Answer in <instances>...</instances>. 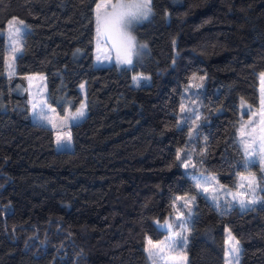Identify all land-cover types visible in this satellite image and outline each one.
I'll use <instances>...</instances> for the list:
<instances>
[{
	"label": "trees",
	"instance_id": "obj_1",
	"mask_svg": "<svg viewBox=\"0 0 264 264\" xmlns=\"http://www.w3.org/2000/svg\"><path fill=\"white\" fill-rule=\"evenodd\" d=\"M98 2L0 0V264H152L147 240L169 234L156 221L170 216L180 232V197L192 194L189 242L170 251L188 264H226L230 229L240 264H264V202L216 205L194 179L211 173L235 185L244 172L264 177L240 141L249 114L242 104L260 101L264 0H152V16L134 26L147 49L125 66L95 64ZM13 18L38 25L49 106L76 111L86 83L88 113L72 125V149L57 147L52 124L11 111L9 78L28 71L24 40L9 75ZM140 73L151 82L134 85Z\"/></svg>",
	"mask_w": 264,
	"mask_h": 264
},
{
	"label": "snow or ice",
	"instance_id": "obj_2",
	"mask_svg": "<svg viewBox=\"0 0 264 264\" xmlns=\"http://www.w3.org/2000/svg\"><path fill=\"white\" fill-rule=\"evenodd\" d=\"M152 0H118L117 3H111V0H100L99 3L96 4V32L97 39L103 36L107 40H110L111 46L116 51V59L121 64L132 65L133 57L136 55V43L134 37L130 34L128 29L130 28L133 21H138L140 19H147L148 16L152 13ZM111 9V10H109ZM7 39L9 46V63L7 65L9 75L15 74L14 62L17 59V53H22L23 42L26 38V33L24 29L27 27L23 20H17L13 18L7 25ZM3 33H0L2 36ZM146 47V46H141ZM99 59V57H97ZM30 82L34 79V77L27 78ZM42 79V78H41ZM148 77L144 76H134L133 81L139 85L141 80H147ZM193 79H197L196 76H193ZM201 81L204 77H199ZM261 83V109L259 112V121L257 127L259 128V135H254L257 132V127H253L250 132H245L246 125H241L240 133L241 136H248L250 139L243 140L244 151L245 154L249 158V162H251V158L253 156L258 157L262 162H264V73L260 76ZM202 87L203 85H199ZM83 87V85H81ZM48 105L44 100L35 102L32 104L33 114L37 116V118L41 121H46L50 124L53 123V120L50 116L46 115V110L48 109ZM85 105H81L80 109L75 113L71 114L72 120H79L85 116ZM54 111V110H53ZM186 111L185 107L181 105V112ZM252 115H256V113H252ZM68 119V117H65ZM196 119H199L197 116ZM249 124L252 123L250 120ZM71 139L70 133H57L56 144L59 147L62 141H68ZM177 159H180V156H177ZM186 160L190 161V157H186ZM184 166L188 167V162H184ZM194 166V165H193ZM196 180V186L202 188L203 191L207 192L208 188L204 187V184L210 183L215 178L214 177H204L203 183L200 179L194 178ZM264 179V177H262ZM241 180H247L248 188L252 192V198L245 200L241 198L238 202L242 208H248L252 205H256L258 203H262L264 201L261 200L260 197L256 195V186L257 179L254 174H250L248 177H241ZM241 188L244 187V184L240 185ZM264 191V189H262ZM242 193L233 194V198L236 196H243ZM194 199V198H193ZM217 198L213 197L215 201ZM186 206V205H185ZM163 227L170 228L171 225L165 223ZM187 229V222L181 227L180 232H174L169 237L167 244L164 241H160L159 244L153 243V241L149 238L147 240V247L145 251L147 252L150 259H152V264H157L156 258L159 257L161 260L164 257L160 256L161 253L165 252V249H171L172 247H187V239L186 235H183ZM180 239L177 240L176 238ZM227 249L225 252L226 256V264H240L241 252L242 248L240 245L239 239H237L234 235H232L231 230H228V235L226 239ZM167 259L175 261L176 264H187V256L184 254L172 256L169 255Z\"/></svg>",
	"mask_w": 264,
	"mask_h": 264
},
{
	"label": "rangeland",
	"instance_id": "obj_3",
	"mask_svg": "<svg viewBox=\"0 0 264 264\" xmlns=\"http://www.w3.org/2000/svg\"><path fill=\"white\" fill-rule=\"evenodd\" d=\"M99 2H100V0H99ZM117 2H118V0H111V3H117ZM151 7H152V5H151ZM95 10H96V7H95ZM109 10H111V9H109ZM152 13H153V9H152ZM152 13L148 16L147 19H149L152 16ZM95 18H96V11H95ZM147 19H140L138 21H133L130 28L128 29L130 34L134 37L135 43L137 45L136 55L133 57V62L135 61V58L138 55L139 51H141V49H147V44L141 43L138 41V39L135 35V32H134V26L138 23H141V22L147 20ZM25 25H27V29H28V33H27V36L25 39V46H24V49L28 54V71H27V74L25 76L20 77V78L18 77L19 79H21V82H18V81L16 82V86L14 87V90L15 91L16 90H20V91L23 90V91H21V95H19L18 97L12 96L11 102H12L13 110L15 113L23 114V115L28 114V116L30 114L31 119H33V117L35 116L33 114V109H32L33 103L44 100L46 102V104L49 106V103H48V85H47L46 75L44 73L39 72L38 65H37V59L36 58H37V26L38 25L36 23H33V24L28 23ZM96 27H97V25H96ZM111 43L112 42L110 40H107L103 36L98 41L97 32H96V34H95V64L102 66V65H111L113 63H117L118 65L125 66L126 64H121L117 61L116 51H115V49L112 48ZM141 46H146V47H141ZM97 57H99V59H97ZM4 63H5V39L3 36H0V73L3 72ZM134 76L148 77L147 80H141L139 84L151 82V76L148 74L140 73V74H135ZM15 77H17V76L10 77L9 79L10 80L15 79ZM28 77H34V79L31 81V86H30L29 80L27 79ZM133 84L137 85L134 81H133ZM81 85H83V87H81ZM81 85H80V89L83 93L84 98H83V101L80 104V106L76 109V111L80 109L82 104L86 106L85 116L82 119L72 120L71 114L75 113L76 111L72 112L73 110H71V109H69L67 111L66 115H61V114H59V112L57 110L52 111L53 108L51 109V106L48 107L49 111H50V116L53 120V123L55 124V126H53L54 133H55V141H56L58 132L61 134L70 133V135H71V139L66 141V142L62 141L60 147H66V148L72 149V147H73L72 134H71L72 124L83 121L85 119L87 113H88L86 83L83 82ZM259 89H261V83L260 82H259ZM242 109H243V112H246V111L249 112L248 115L243 117L242 125H246L245 132H250L253 127H257L258 121L260 119L259 112L261 109V91H260V101H259L258 106L252 107L247 103H243ZM252 113H256V115H252ZM65 117H68V119H65ZM250 120L252 121L251 124L248 123ZM254 135H257V136L259 135V128L258 127H257V132L254 133ZM240 136H241V133H240ZM248 139H250V137H248V136L242 137L241 136L240 141L242 143L243 140H248ZM242 146L244 149L243 143H242ZM246 158H247V161L249 162V158L247 155H246ZM249 163H258L260 171L264 175V162H262L258 157L253 156L251 158V162H249ZM250 174H254L256 176L257 185H258V186H256V195L258 197H260V191H261L262 187H264V185L262 184V181L264 179H262L261 177H258V175L254 171H248V172L241 173L239 175L237 183L235 185L224 184L219 180V178L216 174H211V173L210 174L202 173L200 175H196L194 178L200 179L202 181V183H203L204 177H214L215 178L210 183L204 184V187L208 188L207 192L203 191L202 188L198 187V193L203 194L208 200L214 202L216 205H225L227 203H232V204H238L240 206L238 201L241 198H243L245 200L252 198V192L248 188L247 180H241V177H248ZM241 184H244L243 188L240 187ZM235 193H242L244 195L243 196H236V198L234 199L233 194H235ZM213 197H216L217 199L214 201ZM180 202L182 203V207L177 209V215L179 217L184 218V224H185V222H187V229L189 231L190 222H189L188 214L191 213V215H193V213H194V209H195V205H196V195L192 194V195L181 196ZM253 206L254 205H252L248 208H251ZM248 208H242V209H248ZM165 223H167L168 225H171V227L170 228L163 227V225H165ZM156 224L161 229L169 231L167 239L164 240L165 244H167L169 237L172 235V233H174V231L172 230V221H171L170 216H167L164 220H157ZM188 231H185L183 233V235H187ZM188 242H189V240H187L186 243L188 244ZM156 244H159V242ZM171 249H173V247ZM171 249L166 248L165 252L160 254V256L164 257V259L160 263H157V264H176L175 261L169 260V259H167V257L169 255L176 256V255H180L183 253L180 252L179 250L170 251ZM184 255H186V254H184ZM158 259H160V258L158 257ZM240 262H241V258H240ZM187 264H188V256H187Z\"/></svg>",
	"mask_w": 264,
	"mask_h": 264
},
{
	"label": "crops",
	"instance_id": "obj_4",
	"mask_svg": "<svg viewBox=\"0 0 264 264\" xmlns=\"http://www.w3.org/2000/svg\"><path fill=\"white\" fill-rule=\"evenodd\" d=\"M23 76H25V75H23ZM23 76H17V77H15V79H9V82H10V85H11V88H12V92H11V95H10V102L12 101V96H15V97H18L19 95H21V91H23V90H14V87L16 86V82L18 81V82H21V79H19L20 77H23ZM19 77V78H18ZM13 80V81H12ZM22 86V85H21ZM53 108V109H52ZM51 109H52V111L53 110H57L54 106H51ZM11 111H12V113L14 114V115H16V116H18V117H20V118H23V119H26V120H31V116H30V114H29V116H28V114H25V115H23V114H17V113H15L14 112V110H13V106H12V102H11ZM58 111V110H57ZM72 112H74V111H72ZM72 124V123H71ZM73 125V124H72ZM58 147V146H57ZM59 149H69V148H66V147H58Z\"/></svg>",
	"mask_w": 264,
	"mask_h": 264
}]
</instances>
